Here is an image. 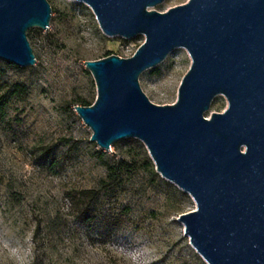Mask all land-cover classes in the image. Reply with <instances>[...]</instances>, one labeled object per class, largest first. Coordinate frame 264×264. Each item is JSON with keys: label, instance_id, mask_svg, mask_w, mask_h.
I'll return each mask as SVG.
<instances>
[{"label": "water", "instance_id": "95a60500", "mask_svg": "<svg viewBox=\"0 0 264 264\" xmlns=\"http://www.w3.org/2000/svg\"><path fill=\"white\" fill-rule=\"evenodd\" d=\"M111 37L145 41L132 57L87 60L98 95L75 110L92 142L109 151L137 138L156 171L188 193L197 209L178 218L208 264H264V0H76ZM49 0H0V58L35 65L28 37L49 29ZM185 48L192 64L174 104L153 103L141 75ZM224 96L228 107L212 112Z\"/></svg>", "mask_w": 264, "mask_h": 264}, {"label": "rangeland", "instance_id": "374dc122", "mask_svg": "<svg viewBox=\"0 0 264 264\" xmlns=\"http://www.w3.org/2000/svg\"><path fill=\"white\" fill-rule=\"evenodd\" d=\"M188 1L166 0L155 9ZM49 2V29L28 32L36 64L17 69L0 58V264H208L178 219L197 209L193 198L163 178L153 161L147 164L141 140H119L109 151L92 142L75 110L98 95L85 62L108 53L132 57L145 36H108L87 4ZM191 64L185 48L174 50L141 75L143 91L155 104H174ZM227 107L218 96L206 116ZM122 156L133 167L108 180L106 161ZM90 189L99 192L97 220L85 225L72 198Z\"/></svg>", "mask_w": 264, "mask_h": 264}, {"label": "trees", "instance_id": "16d2710c", "mask_svg": "<svg viewBox=\"0 0 264 264\" xmlns=\"http://www.w3.org/2000/svg\"><path fill=\"white\" fill-rule=\"evenodd\" d=\"M112 55V53H108L106 56ZM105 56V57H106ZM6 64L9 67L21 69V67L6 61ZM1 89V84H0ZM16 92L20 94L26 93V88L23 85H16ZM3 98L0 99V112L3 111L4 104L2 103ZM82 105L89 106L92 105L95 101L84 100ZM99 159H104V155L106 154L104 151H100L96 153ZM130 156V155H127ZM108 176L107 179L111 181L118 180L124 172H128L133 166L132 162L126 158V156H122L119 159H115L114 161H106ZM147 164L153 166L151 158L148 157ZM99 198V192L95 189L83 190L80 193L79 197L72 198L73 206L76 209V219L79 223L90 225L96 222L97 213L95 211V204Z\"/></svg>", "mask_w": 264, "mask_h": 264}]
</instances>
